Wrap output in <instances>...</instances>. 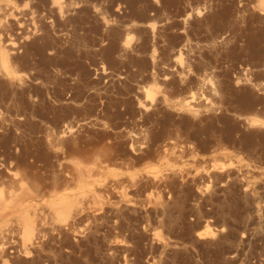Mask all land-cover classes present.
I'll list each match as a JSON object with an SVG mask.
<instances>
[{"label":"rangeland","instance_id":"374dc122","mask_svg":"<svg viewBox=\"0 0 264 264\" xmlns=\"http://www.w3.org/2000/svg\"><path fill=\"white\" fill-rule=\"evenodd\" d=\"M0 264H264V0H0Z\"/></svg>","mask_w":264,"mask_h":264}]
</instances>
